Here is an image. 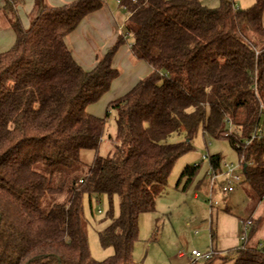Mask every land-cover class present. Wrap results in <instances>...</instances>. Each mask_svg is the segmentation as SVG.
I'll list each match as a JSON object with an SVG mask.
<instances>
[{"label": "trees", "instance_id": "1", "mask_svg": "<svg viewBox=\"0 0 264 264\" xmlns=\"http://www.w3.org/2000/svg\"><path fill=\"white\" fill-rule=\"evenodd\" d=\"M117 1L129 14L131 54L152 73L110 102L102 118L88 108L120 77L113 62L126 36L90 71L75 60L66 40L104 8V1L52 6L35 0L26 27L18 14L24 1L5 0L2 10L15 42L0 53V264H135L140 217L156 210V190L168 186L179 159L194 151L200 129L211 139L229 142L243 185L257 204L264 203V135L247 143L261 128L264 133V0L246 10L234 0H219L216 8L200 0ZM112 111L115 152L102 157ZM174 135L180 142L169 143ZM83 151L96 157L77 177ZM209 164L211 172L221 170L222 156H210ZM200 168L187 167L178 186L185 181L188 188ZM59 170L68 180L54 186ZM64 193V202L42 211L44 198ZM85 195H106L111 205L114 197L120 200L119 216L111 206L110 224L99 233L101 246L114 250L102 262L91 255ZM249 212L248 220H241H252L244 245L214 251L210 259L193 264H264L259 247L264 240L256 238L262 219Z\"/></svg>", "mask_w": 264, "mask_h": 264}, {"label": "rangeland", "instance_id": "2", "mask_svg": "<svg viewBox=\"0 0 264 264\" xmlns=\"http://www.w3.org/2000/svg\"><path fill=\"white\" fill-rule=\"evenodd\" d=\"M234 1L236 7L243 10L251 8L255 3V0ZM46 3L53 4L51 0H46ZM19 8L23 11L24 18L28 17L26 20L29 25L32 14L28 12V3L24 1ZM122 30L128 44L132 43L134 39L131 35H127L126 25ZM14 41V32L11 30L3 10L0 9V53L10 49ZM128 44L126 45L128 46ZM115 68L119 70L120 76L126 74L127 69L124 65H116ZM128 90L129 88L119 94L109 92L110 94L105 95L100 102L88 108L89 113L102 118L106 117L108 102L119 98ZM116 131V112L112 111L107 117L106 134L101 144L100 156L110 157L114 154ZM231 131L239 132L235 127ZM180 140V137L174 135L169 139V143H178ZM192 144L194 151L179 159L170 175L168 186L156 190V210L140 217L139 240L134 251L135 264H189V261L195 260L191 255L193 251L205 255L212 251L216 252L221 245L229 246V234L235 227L241 244L243 235L241 220H248L249 210H254L256 218L262 219V226L256 238L264 240V203L257 204L256 197L246 185L241 184L229 195L215 192L214 200L219 203V206L212 208L210 205L209 157L220 154L222 167L232 165L238 170V157L229 142L211 139L204 135L200 129ZM95 157V152L83 151L81 163L75 175L83 177ZM197 165H201V168L192 184L185 189V181H182L178 186L183 171L187 167ZM37 170L42 173L47 172L41 166L37 167ZM65 176L62 170L57 171L53 185L57 186L62 181L68 180ZM66 198V193L47 196L41 202V209L48 213L54 204L62 203ZM83 206L91 255L98 262L105 261L114 254V250L101 246L99 233L110 224L108 213L111 206L114 216H119L120 200L117 196L114 197L111 205L106 195L92 197L85 195ZM99 209L101 213H99ZM212 233L215 235L213 241Z\"/></svg>", "mask_w": 264, "mask_h": 264}, {"label": "crops", "instance_id": "3", "mask_svg": "<svg viewBox=\"0 0 264 264\" xmlns=\"http://www.w3.org/2000/svg\"><path fill=\"white\" fill-rule=\"evenodd\" d=\"M23 1H25V3H28V12L31 14L35 5V0ZM102 1H104L105 3L104 8L85 19L80 27L68 37L69 40L68 38L66 40V43L70 48L75 60L81 65L83 69L87 71L92 70L97 63V58L99 56H103L116 43L118 38L123 35L122 29L125 27V25H127V21L129 19L128 12L120 6L117 0ZM51 2L53 3L52 6H61L65 4L67 0H51ZM200 2H202V4L209 8H216L219 6V0H200ZM4 4L5 0H0V9L3 8ZM18 14L23 21V24L27 27L28 22L26 18L28 17L24 18V13L21 8H18ZM133 42L130 44H128L127 42L126 44H128V46L124 45L119 50L117 56L114 59V68L116 65L121 64L124 65L127 70L125 75L121 74V76L113 83L110 93H123V91L128 88L129 92L140 81L146 79L152 73V68L147 63L138 60L132 61L136 60L131 54V45L133 44ZM128 92H125L120 97ZM110 102H108V104ZM249 211L248 213L249 215H251ZM253 218H256L255 213L253 214ZM231 232L229 234V246H227L226 244L225 246L221 245L216 252L224 253L227 250L234 249L240 246L239 239L237 237V228L235 227V229ZM191 260H193V258ZM194 262L195 260L189 261V264H193ZM228 262L219 264L235 263L234 260H231L230 263Z\"/></svg>", "mask_w": 264, "mask_h": 264}, {"label": "built area", "instance_id": "4", "mask_svg": "<svg viewBox=\"0 0 264 264\" xmlns=\"http://www.w3.org/2000/svg\"><path fill=\"white\" fill-rule=\"evenodd\" d=\"M261 112H262L261 113L262 114L261 126H263L264 124V105L261 106ZM263 135H264L263 129L261 128L258 134L253 135L251 140L248 141L247 143H250L252 140L256 138H261ZM239 169L240 171L238 172ZM238 170L236 167L232 165L231 166L225 165L224 167H222L221 170L217 171L216 173H213L211 171L208 173V179L210 183V205L212 208L219 206V203L214 200L215 192H218L222 195H229L233 193L238 186L243 184L244 177H243L240 165H238ZM99 213H101L100 209H99ZM241 224L243 226V235L241 237V242L244 245L247 242L249 233L251 231L252 220L241 222ZM259 247L261 249L264 248L262 244L259 245ZM191 255L195 259V261L202 262V261H206L210 259L214 255V252L212 251V252H209L203 255L197 251H193Z\"/></svg>", "mask_w": 264, "mask_h": 264}]
</instances>
